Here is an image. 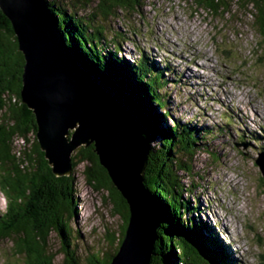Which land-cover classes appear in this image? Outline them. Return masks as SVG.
Segmentation results:
<instances>
[{
	"label": "trees",
	"instance_id": "1",
	"mask_svg": "<svg viewBox=\"0 0 264 264\" xmlns=\"http://www.w3.org/2000/svg\"><path fill=\"white\" fill-rule=\"evenodd\" d=\"M46 1L67 45L75 49V56L103 82L121 93L148 124L151 154L145 182L164 211L159 229L163 247L161 252L158 249L155 252L168 264H197L196 257L187 250L186 242L192 240L212 261L224 264L217 254L225 255L221 241L207 225L209 237L201 235L202 223L196 222L199 217L197 200L192 201V193L184 196L180 183L181 176L191 171L195 152L206 143L212 131L199 126L195 120L172 118L174 104L170 87L175 88L177 81L166 77L170 74V65L162 68L143 53L133 62L120 58L118 43L107 41L106 27L100 21L114 14L115 9L133 11L140 0ZM96 1L97 8L90 15L78 14L80 10L91 9ZM191 1L198 10L214 17H231L235 13L250 16L259 39L258 60L264 62V0ZM24 64L11 23L0 10V192L5 198L0 213V240L16 238L14 248L25 257L23 264H51L53 259L46 254L50 234H57L61 240L67 264H108L124 238L129 217L127 207L108 181L96 174L99 171L85 169L86 183L96 190L107 191L112 215L119 216L121 226L119 238L115 237V231L106 229L103 240L107 249L78 254L76 240L72 239L70 231L80 205L76 179L73 172L65 177L54 176L40 150L35 136V117L20 97ZM16 140L21 141L18 148L14 145ZM205 149L208 151V147ZM76 157H80V161L92 160L86 150H81ZM150 264L162 262L154 258Z\"/></svg>",
	"mask_w": 264,
	"mask_h": 264
},
{
	"label": "rangeland",
	"instance_id": "2",
	"mask_svg": "<svg viewBox=\"0 0 264 264\" xmlns=\"http://www.w3.org/2000/svg\"><path fill=\"white\" fill-rule=\"evenodd\" d=\"M96 4L78 14L90 15ZM114 12L100 21L107 41L118 43V56L133 62L143 53L162 68L170 65L166 77L177 81L170 87L172 118L195 120L213 133L180 178L184 196L197 200L196 222L207 223L230 264H264V180L254 163L264 154V62L252 19L214 17L191 0H140L133 11ZM82 171L74 170L80 205L70 231L78 254L86 255L108 248L107 228L119 238L121 220L112 215L107 191L88 185ZM4 204L0 192V213ZM15 239L0 240V264L24 263ZM46 254L51 264H67L57 234H50Z\"/></svg>",
	"mask_w": 264,
	"mask_h": 264
},
{
	"label": "water",
	"instance_id": "3",
	"mask_svg": "<svg viewBox=\"0 0 264 264\" xmlns=\"http://www.w3.org/2000/svg\"><path fill=\"white\" fill-rule=\"evenodd\" d=\"M0 10L24 57L21 102L35 117V136L53 175L95 169L127 207L124 238L108 264L154 258L168 264L155 252L162 251L164 211L145 182L151 154L145 119L75 56L46 0H0ZM81 150L91 154L90 162L76 157ZM254 163L264 180V155ZM186 243L197 264H216L194 241Z\"/></svg>",
	"mask_w": 264,
	"mask_h": 264
},
{
	"label": "bare ground",
	"instance_id": "4",
	"mask_svg": "<svg viewBox=\"0 0 264 264\" xmlns=\"http://www.w3.org/2000/svg\"><path fill=\"white\" fill-rule=\"evenodd\" d=\"M186 79V78H185ZM256 112V111H255ZM257 113V112H256ZM258 114V113H257ZM264 155V154H263ZM196 212H198V211H196ZM201 213V212H200ZM194 218V217H193ZM195 220V219H194ZM116 222V221H115ZM198 222H201L202 223V227H201V230H203L204 231V234H202V236H204L205 237V234L207 233L208 235L210 234V232H209V230L207 229V227H206V224L207 223H205L204 221H202L201 219L198 221ZM212 231V230H211ZM206 232V233H205ZM214 234V233H213ZM221 233H219V235H220ZM218 235V234H217ZM222 236V235H221ZM206 238V237H205ZM225 240V239H224ZM228 240V239H227ZM226 240V241H227ZM232 241V240H231ZM237 241V240H236ZM235 241V242H236ZM229 242V241H228ZM220 243V242H219ZM230 244H232L231 242H230ZM221 248H222V246H221ZM223 249V248H222ZM217 254H218V256L220 257V260H222V258H223V263L225 264H230V258L228 257V255L226 254V255H224V256H221L218 252H217ZM227 256V257H226ZM224 257H226L227 259L226 260H224ZM239 260V259H238ZM239 262V261H238Z\"/></svg>",
	"mask_w": 264,
	"mask_h": 264
}]
</instances>
